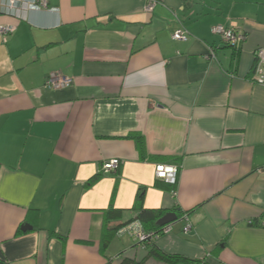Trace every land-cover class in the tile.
Instances as JSON below:
<instances>
[{
	"label": "crops",
	"instance_id": "obj_1",
	"mask_svg": "<svg viewBox=\"0 0 264 264\" xmlns=\"http://www.w3.org/2000/svg\"><path fill=\"white\" fill-rule=\"evenodd\" d=\"M40 1L0 0L15 25L0 36V260L165 264L153 245L177 264H264V0ZM216 25L245 38L232 47ZM54 71L72 83L45 86ZM138 195L177 215L144 245L117 233Z\"/></svg>",
	"mask_w": 264,
	"mask_h": 264
},
{
	"label": "built area",
	"instance_id": "obj_2",
	"mask_svg": "<svg viewBox=\"0 0 264 264\" xmlns=\"http://www.w3.org/2000/svg\"><path fill=\"white\" fill-rule=\"evenodd\" d=\"M20 0H8V8L14 9L19 5ZM42 6H45L44 0L40 1ZM154 6V2H150L146 6V10L151 11ZM15 30L13 24H1L0 25V36L3 40L7 38ZM212 32L219 34L222 39L232 47L237 48L239 44L244 40V33L237 30L234 26H223L216 25L212 28ZM174 40H187V32L183 28H179L172 33ZM254 65L252 68V78L255 83L264 86V48L259 47L254 51ZM72 83V78L63 75L59 71H54L48 74L45 79V86L49 88H60L68 86ZM120 161L118 159H111L102 165L104 172L114 171L118 167ZM178 168L175 165L168 163H159L155 165V175L157 178L163 179L168 183L174 184L176 181ZM184 221L183 231L187 232L190 230L192 224L188 218L186 212L181 216ZM172 228V223L165 224L158 231H147L144 229L142 223L138 219H133L117 229L118 234L127 233L132 236L135 242L139 244H145L158 237L160 233H169Z\"/></svg>",
	"mask_w": 264,
	"mask_h": 264
},
{
	"label": "trees",
	"instance_id": "obj_3",
	"mask_svg": "<svg viewBox=\"0 0 264 264\" xmlns=\"http://www.w3.org/2000/svg\"><path fill=\"white\" fill-rule=\"evenodd\" d=\"M130 138L134 139L140 153L142 154L143 153L142 136L137 135V134H132V135H130ZM96 179H97V177H93L90 180V182H93ZM133 209L138 211L135 218H133V219L140 220V222L142 223L145 230H147V231H158L159 229H161V227L156 225V220L158 218H160L163 214H165V211L163 209H144L142 207L141 197L139 195L136 196V198L134 200ZM107 212L110 214L116 213V211L113 208H108ZM181 214H183V212ZM133 219H130V220H133ZM147 252H148V255L151 256L152 258H154L157 261H161L165 264H177L182 259L181 257L176 256V255L166 254V253L162 252L161 250L157 249L153 245L148 247ZM0 264H7V263L4 262L3 260H0ZM122 264H129V262L123 261Z\"/></svg>",
	"mask_w": 264,
	"mask_h": 264
},
{
	"label": "water",
	"instance_id": "obj_4",
	"mask_svg": "<svg viewBox=\"0 0 264 264\" xmlns=\"http://www.w3.org/2000/svg\"><path fill=\"white\" fill-rule=\"evenodd\" d=\"M177 215L174 212H166L160 218L157 219L156 224L159 226L172 223L176 220Z\"/></svg>",
	"mask_w": 264,
	"mask_h": 264
}]
</instances>
